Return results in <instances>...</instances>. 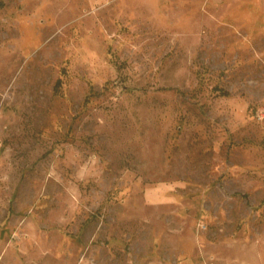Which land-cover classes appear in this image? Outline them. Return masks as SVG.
Wrapping results in <instances>:
<instances>
[{"label": "rangeland", "instance_id": "rangeland-1", "mask_svg": "<svg viewBox=\"0 0 264 264\" xmlns=\"http://www.w3.org/2000/svg\"><path fill=\"white\" fill-rule=\"evenodd\" d=\"M0 264H264V0H0Z\"/></svg>", "mask_w": 264, "mask_h": 264}]
</instances>
